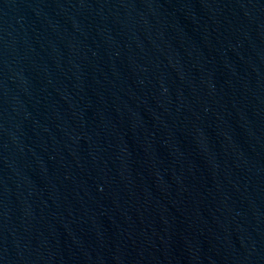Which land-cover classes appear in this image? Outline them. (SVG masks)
Listing matches in <instances>:
<instances>
[{"label": "water", "instance_id": "obj_1", "mask_svg": "<svg viewBox=\"0 0 264 264\" xmlns=\"http://www.w3.org/2000/svg\"><path fill=\"white\" fill-rule=\"evenodd\" d=\"M0 264H264V0H0Z\"/></svg>", "mask_w": 264, "mask_h": 264}]
</instances>
